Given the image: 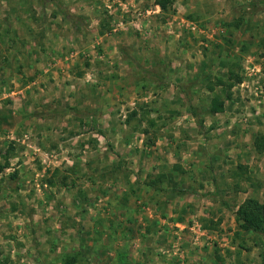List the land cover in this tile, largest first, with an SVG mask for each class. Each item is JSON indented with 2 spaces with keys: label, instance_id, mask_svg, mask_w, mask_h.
<instances>
[{
  "label": "rangeland",
  "instance_id": "1",
  "mask_svg": "<svg viewBox=\"0 0 264 264\" xmlns=\"http://www.w3.org/2000/svg\"><path fill=\"white\" fill-rule=\"evenodd\" d=\"M125 1L0 0V53H7L6 61L0 64V258L6 264H62L63 258L70 255L75 256L73 264H153L155 259L161 260L167 253H170L169 257H178L175 264H184L180 260L184 259L182 262H185V258L172 252L170 243L153 245V237L150 235L149 239H145L147 234L158 229L154 219L175 218L181 222L183 226L171 227L168 235H172L178 242L182 241V245L188 244L185 240L188 236L199 240L205 236V228L208 231L216 229L214 221L208 220L209 224H206L199 214L190 220L188 214L191 212L185 209L184 214L179 216H166L151 210L150 215L144 212L151 199L146 201L142 193L137 194L135 191L144 190V194H147L152 188V182L154 185L159 183L162 187H169L165 179H162L163 173L154 175L147 171L141 185L138 179L132 183L129 179H120L121 185L114 181H108L106 185L96 184L95 180L87 176L89 174L94 178L97 175L87 173V170L80 174L77 169L79 156L84 154L81 150L86 151V148L77 146V152L72 149L65 153L68 157L62 158L59 152L61 147L59 150L42 147L46 142V136L43 137L42 133H48V139L58 142L57 133L70 127V137L66 136V141H73L74 137L82 133L84 134L79 137L85 140L91 134L94 142H91V138L87 140V143H92L91 148L99 149L106 144L105 149L110 150V140H113L121 153L133 151L137 154L135 151L141 149L149 152L154 141L160 139L162 143H168L170 137H173L174 146H179L178 142H174L178 140L176 134L170 133V137H162L164 132L160 129L168 126L170 131L172 128L175 130L180 126L178 121L182 125L190 114L193 117L196 114L201 116L211 97L217 96L223 99L220 112L234 118L230 129L233 125L236 126L235 134L240 135L238 141L241 145L251 143L254 153L264 157V85L260 93H253L252 87L249 90H239L233 87L235 84L230 89L226 85L216 84V79H221L226 84L230 81L227 79L228 71L241 78L243 67L249 61L257 65L264 75V0H235L245 1L243 5L232 0H210L220 3V6L211 8L209 18H203L206 15L203 9L189 13L179 12L178 6L181 7L182 4L178 3L177 6L176 0H170L163 11L154 6V0H134L133 5L127 4L124 8L119 6L118 2ZM65 16L75 22L69 23ZM92 17L96 18L93 24L95 35L87 36L89 19ZM189 23L194 24L197 30H190ZM153 24L157 27L163 25L166 31L175 24L180 34L188 38L190 58L186 60L187 72L179 74L175 82L163 77L161 81L154 83L148 79L139 80L136 71L126 68L127 64L124 63L122 67L130 80V87L124 82V86H121V81H115L110 88L106 87L104 81L116 79L118 74L115 71L118 72L121 66L115 62L118 60L115 58L116 51L123 57L127 52L135 51L136 47L146 45L147 41L151 42L153 33H156H152ZM54 27L59 29L56 31L61 36L65 35L71 40L68 48L59 56L66 61L62 74L57 73L59 78H63L67 91L59 88L60 94L55 100H50L49 88L54 80L48 77L51 71L47 70L49 66L46 63L53 62L56 58L42 53L47 57L44 59L46 66L33 73L32 77L36 81L31 83L32 78L26 79L23 74L20 76V68L27 59L20 54L14 61V55H8L14 47L17 51L25 48L32 52L46 50L43 48L46 45L42 43L46 37L45 32ZM119 33L125 36L122 39L112 38ZM82 34L88 38L85 43ZM25 35L30 38H24ZM97 35L101 38L98 39ZM104 38L112 41L107 49L102 50ZM47 41L54 47L57 43ZM47 48L51 49L49 45ZM92 67L94 71L101 68L104 72L95 76L90 71ZM24 68L29 70L27 66ZM45 68L47 69L43 70ZM71 74L81 75V81L75 86L73 80L66 78ZM17 77L21 84L25 82L21 88L26 87L21 94L11 95L10 92L16 90L12 85L19 82ZM82 81L86 87H82ZM70 83L68 88L67 84ZM209 86L212 90L208 89ZM27 90L34 93L31 99L37 102L30 103V98L26 97ZM48 110L53 111L52 117L44 114ZM89 113L96 115L97 127L95 121L90 123ZM43 117L48 119L43 120ZM175 117H180L181 120ZM250 124L255 129L251 136L248 133L251 131ZM106 125L113 129L125 128L131 136L114 133L112 136L100 137L88 134V131L101 129V126ZM137 130L142 135L133 133ZM195 130L203 136L201 128ZM258 136L263 137L262 149L259 151L254 147ZM207 137L212 138L210 133ZM227 141L232 143L231 138ZM121 144L127 150H120ZM86 154L93 157L96 153ZM229 163H224L222 167L209 166L210 171L215 170L216 179H239L236 181L241 182L219 184L222 190L219 198L234 206L236 200L231 195L242 192V188H249L252 192L246 197L256 198L254 192L263 183H259L258 179H264L262 171L251 175L247 164ZM18 164L24 166V177L22 174L21 178L17 176ZM173 169L182 174L179 173L182 169L178 165H174ZM200 172L201 169L196 172L198 177ZM204 172L206 173L205 169ZM159 175L163 177L160 178ZM150 182V186L146 185ZM127 189L131 190V196L127 194ZM172 189L173 194H186L184 191L174 190L176 186ZM262 200L264 192L259 201ZM203 208V204L194 208L191 206L196 214L198 209ZM124 213L129 216H123ZM193 220L201 225L204 234L193 235L190 230L186 231ZM233 223L236 230L228 233L225 229L226 239L217 242L234 246V250L224 251L228 255L233 252L237 256L246 255L252 246L250 237L264 234L240 230L235 220ZM178 235L180 238L176 239ZM209 241L213 249H219L215 240ZM142 242L145 243V249L142 248ZM203 250L204 248H200L201 252ZM196 261L198 264L201 262L200 259Z\"/></svg>",
  "mask_w": 264,
  "mask_h": 264
},
{
  "label": "crops",
  "instance_id": "2",
  "mask_svg": "<svg viewBox=\"0 0 264 264\" xmlns=\"http://www.w3.org/2000/svg\"><path fill=\"white\" fill-rule=\"evenodd\" d=\"M134 0H126L125 3L118 2L121 7H125L127 4L133 5ZM138 1V0H137ZM177 6L178 3H181V7L179 12L181 13H189L194 10L203 9V13L206 15L203 16V18H209L208 15L211 12V8L214 6L216 7L220 3H213L212 1L208 0H176ZM192 1H195L193 4ZM239 2L240 5H243V2ZM157 6V5H154ZM220 6V5H219ZM59 10L58 8L56 9ZM66 17V16H65ZM174 17V16H173ZM172 17V18H173ZM68 19L69 23L75 22L73 19ZM90 25H89V32L88 35L93 34L95 30V22L96 18L92 17L89 19ZM168 23V22H167ZM167 23L165 25H167ZM152 33L156 31V33H153V37H151L153 40L151 42H146L144 46H138L136 47L135 51L132 50V52H125V56L121 57V54L116 51L115 62L120 63L121 66H119L118 72L115 71L118 76L116 79H112V81L107 80L105 86L110 88L113 86V83L115 81L120 82L121 86H124L122 82L125 83V85L130 87V80H128L125 69L122 67V64L126 63V68H130V70H135L138 79L139 80H145L148 79L150 82H159L163 77H166V80H172L175 82V78L179 77V74H183L184 72H187V64L186 60L188 61L190 58V50H188L190 43H188V38L185 35H181L177 26L174 24L172 28H169L168 31L164 28V26H155L154 24L151 26ZM54 27L52 30H46L45 32V38L42 41L44 43V46L46 50L32 52L31 49H23L20 51H17L16 48L11 49V53L8 56H13V60L16 61V58L18 55H22L27 59L25 60V63L23 67L20 68V76L23 74L25 78L29 79L32 78L33 80L31 83H35V79L32 77L33 73L36 71H39L43 68L45 65V57L46 56H53L54 59L53 62L46 63V65L49 66V68H45L43 70H50L51 74L50 78H52L54 81L53 83H50L49 90L51 91L48 94V98L50 100H55V98L60 94V89H64V91H67L65 83L63 84V78H59L57 73L62 74V67L65 66V59L60 58L61 52L64 51V49L69 46V42L71 38H67L65 35L61 36ZM148 30V29H147ZM149 31V30H148ZM180 34V35H179ZM83 35V34H82ZM98 36V35H97ZM125 34H114L113 39L119 38L122 39ZM24 38H30V36H24ZM83 43H85L88 38L86 36H82ZM101 38V36H98V39ZM87 39V40H86ZM117 39V40H119ZM49 40L50 43H55V47L52 46V44H49L47 41ZM22 39L19 40L21 42ZM110 41L108 38H104L102 42L104 43V47L102 50L107 49V47L110 44ZM50 46L51 49L47 48V46ZM82 47L84 45L82 44ZM81 47V48H82ZM84 49V48H82ZM86 50V49H85ZM9 52V49H8ZM46 55L45 57L42 55ZM124 54V52H122ZM7 53L2 51L0 53V64L6 59ZM42 56L44 58H42ZM47 58V57H46ZM6 61V60H5ZM76 62V61H74ZM45 65V66H46ZM27 66L29 70L24 68ZM9 68V67H8ZM7 68V69H8ZM65 70V68L63 69ZM96 71H94L93 67L90 71L94 73L95 76H100L104 71L101 68H96ZM105 70V69H104ZM89 71V70H88ZM106 71V70H105ZM151 77H149V76ZM14 78V77H13ZM47 78V77H45ZM58 78V79H57ZM68 80H73L75 82L74 86L78 84V81H81V75H67L66 77ZM17 81L18 77L16 78ZM100 81V79H98ZM14 81V80H11ZM16 81V80H15ZM16 81V82H17ZM25 82L19 81L18 83H14L12 87L16 88V90H13L10 92L11 95H14L15 93L22 92L23 88H21V85L23 86ZM171 84V83H169ZM68 88L71 85L67 84ZM82 87H86V84H83V81L81 83ZM13 88V89H14ZM20 88V89H19ZM116 90V89H115ZM74 91V90H73ZM113 91V90H112ZM47 92V90L45 91ZM32 94L33 92L29 93L28 90L26 91V97L27 99L30 98L31 102L34 103L37 102L33 98ZM120 94V92H119ZM109 97L111 96V91L108 92ZM61 100V99H60ZM36 110V109H35ZM45 115H49L52 117L53 111L48 110L44 113ZM86 116L84 115L85 119ZM88 118L90 120V123L95 121V127H97V119L96 115L88 114ZM111 118V117H109ZM184 118V117H182ZM43 120H47L48 117H43ZM175 119L181 120L180 117H175ZM233 117H230L228 114L224 112H216L214 114H201V116L189 115L186 117V122H184L181 125V122L178 121V124L180 126L174 130V128L168 129V126H165L164 128L160 129L163 130L162 137L168 136L170 137V133L176 134V137H178V140L174 141L178 142L179 146H174L173 137H170L168 143H162L160 139H157V141H154V144L151 146L152 148H149V152H145L144 149L138 151L137 154H134L133 151H126L125 153H121L116 147V142H113V140H110L111 142V149L107 150L105 147L107 146H101L99 149H93L91 148L93 145L92 143H87V140H89L92 136L91 134L88 135L89 138L83 140L80 135L82 136L84 133L78 135V137H74L73 141H66L69 130H71L70 127L68 129H64V131H59L56 135V140L58 142H55L54 140L51 141L48 139V133H42L44 134L43 137L45 138L44 146H42L45 149L54 148L55 150H59L60 147L62 148L59 150L61 153L62 158H65L66 154L70 150H76L78 151V148L80 146L86 148L85 150H81L84 154L79 156V162L77 164V169L79 170V173L86 172L91 173L93 175H97L96 177H90L89 174L87 177L89 179L95 180V183H102V185H106L108 181H114L117 185H121L120 179H129L130 183H132L134 180L138 179L139 184L143 183V179L145 178V173L152 172V174H160L163 173L164 177L162 179H165V181L168 183L169 187H162L159 183H156L155 185L152 183V188L150 191L148 190L147 194H144L143 191H135V193L139 194L142 193V197L144 200L149 201L151 199V203L149 206L145 209L144 212L146 214L150 215V210L153 211V213H163L166 216H179L182 214L185 210L190 211L191 213L188 214V217L193 219L194 216L201 217L202 221L206 224L208 223V220L214 221L213 225L215 226L214 231H208L207 228L205 236L201 237L199 240L197 237H191L188 236L186 245H182V241H176L174 240V237L172 235H168V232L171 227L173 226H181V222L174 219H159L155 218L154 222H157V231L152 232L151 234L146 235V240L149 239V237L152 238L153 245L160 244V243H170V250L172 252H177V256L184 257L185 262H182L184 259L180 260V263L184 264H198V259L201 260L200 264H258L259 262L264 261V235H253L250 237L251 241V248L249 249V252H247L246 255L243 256H237L235 255V252L228 255L227 252H224L226 249L228 250H234V246L231 244H226L225 242H220L223 239H226L224 237L225 229L228 230V233H231L236 230L235 225L233 223V211L235 210L236 206L249 194L252 192L248 189L244 190L242 188V192L238 191L235 193H232V197L236 200V204L234 206H230L225 200H222V198H219L220 192L222 191L219 184H228L231 182L232 184L238 183L236 180L239 179H216L215 176V170L212 169L209 170V166L213 167H222L224 163L230 162L229 164H247L249 166V172L251 175L254 173H258L256 171L261 170L264 174V157L257 156L254 151L253 147L250 144L244 145L240 143V135L235 134L237 133L236 126L233 125L230 129V125L232 123ZM199 120V123H198ZM230 121V123H229ZM100 126V125H99ZM206 127V129H204ZM249 127L251 128L250 132H248L251 136L254 135L255 129L253 128V125L250 124ZM203 130V136L201 137L200 134L195 129ZM214 129V130H213ZM230 129V130H229ZM98 130V131H97ZM178 130V131H176ZM257 130V129H256ZM99 131H101L99 133ZM207 131V132H206ZM89 133H93V135L97 136H112L114 133L118 134L119 136H129L130 132L126 130L125 128H118L113 129V127H109V125H106L105 127L101 126V129H92L91 131H88ZM136 134L142 135V132H139L137 130L136 132H133ZM210 133L211 139H208V135ZM168 134V135H167ZM87 135V134H86ZM50 136V135H49ZM131 136V135H130ZM70 137V136H68ZM199 137L202 138V140H199ZM215 137V138H214ZM87 138V137H83ZM228 138H231L232 143L230 144L227 140ZM92 139V138H91ZM94 139L91 140V142ZM141 141V139H139ZM70 146H68L69 144ZM74 145H72V143ZM123 144V142H122ZM120 147V150L123 148ZM162 144V145H160ZM97 145V144H96ZM47 146V148H46ZM78 148H75L77 147ZM98 146V145H97ZM126 147H129L127 145ZM122 150H127L123 148ZM93 153V157H89L86 153ZM66 153V154H65ZM64 154V156H63ZM146 154V155H145ZM144 155V156H143ZM143 156V157H142ZM25 158V156H23ZM68 157V156H66ZM70 157V156H69ZM125 160V161H124ZM180 167L182 170L179 172L182 174H178V172H174L173 166ZM227 167V164H225ZM19 168L17 171V176L21 178V174L24 177L25 169L24 166L21 164H18L16 166V169ZM26 168V167H25ZM177 168V167H176ZM201 169L200 177L196 175V172ZM204 169L206 170V173L204 172ZM212 173V174H210ZM80 174L78 176H80ZM187 175V177H186ZM259 175V174H257ZM102 177V178H97ZM97 179H103V180H97ZM251 180V179H250ZM257 180V179H256ZM259 183H261V187L254 192V196L259 200L262 198V194L264 192V179H258ZM257 182V181H255ZM239 182L238 184H240ZM176 186V189L174 190H180L184 191L186 194L184 196L179 194H173L172 187ZM178 187V188H177ZM124 190V188H122ZM241 189V188H240ZM127 194L130 195L131 190H126ZM226 192V191H225ZM131 196V195H130ZM151 196V197H150ZM191 204V205H190ZM200 204L204 205L203 209H198V212L196 214V210L191 209V206L194 208L196 206H200ZM123 212V211H122ZM194 213V214H193ZM134 214V213H132ZM184 214V213H183ZM123 216H129L128 213H124ZM228 217V218H227ZM212 225V227H213ZM183 226V225H182ZM181 226V227H182ZM214 228V227H213ZM229 228V229H228ZM187 231V228H186ZM208 231V232H207ZM215 231H218L216 234ZM227 233V232H226ZM242 235V233H240ZM245 234V233H243ZM254 234V233H253ZM150 235V236H149ZM148 236V237H147ZM180 236L178 235L176 239H179ZM219 240L217 242V246L219 249H213L210 245L209 240ZM166 241V242H165ZM173 241V242H172ZM179 243V246H178ZM142 248L145 249V243L142 242ZM208 246V247H206ZM224 246V247H223ZM150 245V250H151ZM149 248V247H148ZM200 248H204L201 252ZM141 252V251H140ZM170 253H167L165 256H162L161 260L155 259L153 261V264H175V262L178 260V257H169ZM203 260V263H202Z\"/></svg>",
  "mask_w": 264,
  "mask_h": 264
},
{
  "label": "trees",
  "instance_id": "3",
  "mask_svg": "<svg viewBox=\"0 0 264 264\" xmlns=\"http://www.w3.org/2000/svg\"><path fill=\"white\" fill-rule=\"evenodd\" d=\"M44 1V0H43ZM170 3V0H154L160 10H165ZM229 76L227 79L230 81L226 84L221 79H216L217 85H226L227 89H230L234 84H236L240 77L235 73L228 71ZM209 90H212V87H208ZM223 105V99L218 98L217 96H212L209 102L205 113L213 114L220 112ZM199 123V120H198ZM263 137L258 136L255 138L254 147L257 151L262 149ZM160 178L163 175H159ZM153 183V182H152ZM150 183L146 185L150 186ZM234 220L237 224L238 229L244 231H251L259 234H264V200L259 201L254 197H246L235 209L234 211ZM75 262V256L70 255L63 258L62 264H73ZM0 264H6V261L0 258ZM260 264H264L262 261Z\"/></svg>",
  "mask_w": 264,
  "mask_h": 264
},
{
  "label": "built area",
  "instance_id": "4",
  "mask_svg": "<svg viewBox=\"0 0 264 264\" xmlns=\"http://www.w3.org/2000/svg\"><path fill=\"white\" fill-rule=\"evenodd\" d=\"M190 30H197L196 26L192 23H189ZM264 85V75L261 74L260 69L257 65L252 62H247V64L243 67L242 77L240 80L233 86L239 90L251 89L253 93H260ZM190 230L193 235H202L204 234V230L201 225L193 220L191 225L187 228Z\"/></svg>",
  "mask_w": 264,
  "mask_h": 264
}]
</instances>
